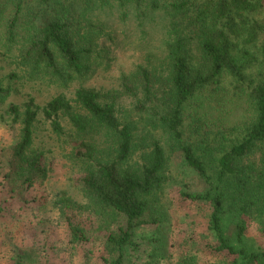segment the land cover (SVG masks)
Instances as JSON below:
<instances>
[{
	"label": "trees",
	"instance_id": "obj_1",
	"mask_svg": "<svg viewBox=\"0 0 264 264\" xmlns=\"http://www.w3.org/2000/svg\"><path fill=\"white\" fill-rule=\"evenodd\" d=\"M169 5L174 12L162 62L158 67L138 64L134 72L122 74L121 92L135 95L139 89L137 111L153 117L167 134L169 147L205 184L202 191L184 194L209 204L208 226L216 241L212 248L234 254L231 264H257L264 250L249 249L244 236L248 218L264 233V49L256 44L262 24L255 16L264 11V0H172ZM72 18L61 0H35L34 5L0 0V42L15 49L16 65L29 77H86L92 50L80 39ZM225 76L245 96L249 121L226 129L205 128L195 119L185 122L188 100L209 86L218 91ZM8 93L9 87L0 83V100ZM119 94L116 89L77 87L75 101L86 115L73 111L62 94L41 108L54 132L62 131L58 116L63 114L78 133L68 142L82 162L79 186L113 223L104 243L114 257L103 258L105 264H121L125 248L134 244L135 227L159 226V215L154 210L149 215V207L168 180L169 155L154 134L135 135V121L118 113ZM37 110L32 97L22 106L7 107L20 129L4 177L27 187L47 173L43 150L32 145ZM138 151L139 159L132 160ZM228 217L234 220L232 234L225 225ZM69 228L73 238L80 236L73 223Z\"/></svg>",
	"mask_w": 264,
	"mask_h": 264
},
{
	"label": "rangeland",
	"instance_id": "obj_2",
	"mask_svg": "<svg viewBox=\"0 0 264 264\" xmlns=\"http://www.w3.org/2000/svg\"><path fill=\"white\" fill-rule=\"evenodd\" d=\"M61 1L72 14L71 23L77 26L80 39L89 42L92 50L91 72L86 77L66 81L44 74L29 77L16 65L15 49L5 48L0 42V83L9 87L7 97L0 100V264H105L103 258L114 257L104 243L105 231L113 226L111 216L95 209L79 186L82 162L73 155L68 142L77 131L66 115L59 114L62 131L54 132L41 111L51 97L62 94L73 111L86 115L75 101L77 87L119 91V115L135 121L136 136L154 134L169 155L168 180L156 198H151L149 207V215L154 210L161 222L159 226L134 228V244L125 248L121 264H231L237 259L234 254L212 248L216 241L208 226L209 204L184 194L202 191L205 184L179 152L169 147L167 134L153 117L137 111L139 89L135 95L121 92L122 74L134 72L138 64L158 67L162 62L174 12L169 5L172 0ZM25 2L35 4V0ZM255 16L262 24L256 44L263 50L264 11ZM228 81L225 76L218 91L209 86L195 93L185 107V122L195 119L210 129L247 123L250 106ZM29 97L38 108L32 145L43 150L47 173L27 187L9 181L4 172L20 129L7 107L10 103L22 106ZM139 153L132 160H138ZM233 221L231 217L225 221L230 234ZM69 222L79 228L78 238H73ZM244 244L253 251L264 250V233L254 219H247ZM257 264H264V259Z\"/></svg>",
	"mask_w": 264,
	"mask_h": 264
}]
</instances>
